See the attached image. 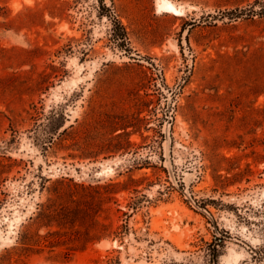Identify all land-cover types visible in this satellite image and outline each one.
<instances>
[{"label": "rangeland", "instance_id": "obj_1", "mask_svg": "<svg viewBox=\"0 0 264 264\" xmlns=\"http://www.w3.org/2000/svg\"><path fill=\"white\" fill-rule=\"evenodd\" d=\"M168 1L0 0V264H264V0Z\"/></svg>", "mask_w": 264, "mask_h": 264}, {"label": "bare ground", "instance_id": "obj_2", "mask_svg": "<svg viewBox=\"0 0 264 264\" xmlns=\"http://www.w3.org/2000/svg\"><path fill=\"white\" fill-rule=\"evenodd\" d=\"M158 2V0H157ZM159 7L168 11H172L174 13H179L180 9L177 8V6L174 5L173 2H170L168 0H161ZM182 7V6H180ZM159 10V9H158ZM160 11V10H159ZM238 255V254H237ZM239 257L241 256L240 254L238 255ZM237 256V258H238ZM225 257V256H224ZM236 257V256H235ZM225 259V258H224ZM227 259V258H226ZM239 260V259H238Z\"/></svg>", "mask_w": 264, "mask_h": 264}, {"label": "trees", "instance_id": "obj_3", "mask_svg": "<svg viewBox=\"0 0 264 264\" xmlns=\"http://www.w3.org/2000/svg\"><path fill=\"white\" fill-rule=\"evenodd\" d=\"M76 186H80V187H83L84 188V186L82 185V184H76ZM112 186H113V188H116L118 185L117 184H113L112 183ZM63 195H65V193L63 194ZM130 207L132 208V209H134V208H137L138 207V203H136V202H130ZM60 218V217H59ZM62 219H63V217H61ZM62 219H59V222H60V220H62ZM96 222V221H95ZM217 244H219V243H217ZM220 244L221 245H223L224 244V240L223 239H221L220 238ZM219 244V245H220Z\"/></svg>", "mask_w": 264, "mask_h": 264}, {"label": "water", "instance_id": "obj_4", "mask_svg": "<svg viewBox=\"0 0 264 264\" xmlns=\"http://www.w3.org/2000/svg\"><path fill=\"white\" fill-rule=\"evenodd\" d=\"M183 194L185 195V197L188 198V201H189L190 203L194 204V201L192 200V198L190 197V195L188 194L187 191H184ZM205 213H206V215L212 220V217L207 213V211H205Z\"/></svg>", "mask_w": 264, "mask_h": 264}]
</instances>
